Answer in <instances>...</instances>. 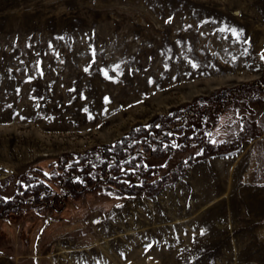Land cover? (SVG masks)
<instances>
[{
	"label": "rangeland",
	"instance_id": "rangeland-1",
	"mask_svg": "<svg viewBox=\"0 0 264 264\" xmlns=\"http://www.w3.org/2000/svg\"><path fill=\"white\" fill-rule=\"evenodd\" d=\"M262 56L264 0H0L2 198L62 154L244 91L222 110L220 128L234 136L224 152L158 189L9 212L0 264H264ZM181 158H147L163 166L147 180Z\"/></svg>",
	"mask_w": 264,
	"mask_h": 264
},
{
	"label": "trees",
	"instance_id": "trees-1",
	"mask_svg": "<svg viewBox=\"0 0 264 264\" xmlns=\"http://www.w3.org/2000/svg\"><path fill=\"white\" fill-rule=\"evenodd\" d=\"M243 92L233 93L227 99L222 91L213 97L197 100L186 114H182L183 110H176L169 115L158 116L146 125L134 127L110 145L75 155L62 154L48 175L39 167L28 175H20L12 197L5 199L0 196V218L22 208L38 213L49 208L59 210L64 205V198L78 204L87 193L119 198L134 194L141 186L160 188L181 176L187 165L199 156L222 153L230 146L234 136L228 139L225 137L227 134H223L221 114L222 110L241 101ZM261 92L258 91V98H261ZM253 131L249 138L259 134L257 125ZM195 147H199L197 152L192 151ZM176 153L184 158L166 173L147 180L151 170L158 174L163 169L161 165L146 164L147 158ZM132 176L140 177V182L130 181Z\"/></svg>",
	"mask_w": 264,
	"mask_h": 264
},
{
	"label": "snow or ice",
	"instance_id": "snow-or-ice-1",
	"mask_svg": "<svg viewBox=\"0 0 264 264\" xmlns=\"http://www.w3.org/2000/svg\"><path fill=\"white\" fill-rule=\"evenodd\" d=\"M225 29H221V31H224ZM233 31V35H239L237 32H236V30L235 29H233L232 30ZM262 59H264V56H262ZM118 67V66H117ZM193 67H196V65L195 64H193ZM85 71H87V69H85ZM105 74V76H107V72H105L104 73ZM150 83H151V81H150ZM106 100H107V98H105ZM85 111H87V109H85ZM174 147L176 146V145H173Z\"/></svg>",
	"mask_w": 264,
	"mask_h": 264
}]
</instances>
